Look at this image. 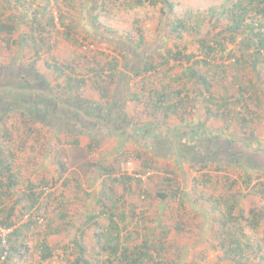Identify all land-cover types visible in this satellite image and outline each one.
I'll return each instance as SVG.
<instances>
[{
    "label": "trees",
    "instance_id": "16d2710c",
    "mask_svg": "<svg viewBox=\"0 0 264 264\" xmlns=\"http://www.w3.org/2000/svg\"><path fill=\"white\" fill-rule=\"evenodd\" d=\"M27 1L34 0L0 2V49L19 46L10 41L18 30L15 16L6 13L25 9ZM39 1L43 12L49 0ZM115 1L120 10L163 2L165 45L151 50L141 30L126 41L106 30L112 52L72 51L62 58L53 53L55 19L46 13V21L25 26L21 61L0 64V124L19 114L23 140L17 148L30 139L38 154L56 151L59 144L79 147L85 137L91 157L108 136L123 137L121 144H143L133 156L141 172L91 158L89 179H98L96 190L86 185L88 179L66 178L63 163L52 178L33 180L24 167L14 166L12 133L2 125L0 230L8 233L0 232V264L53 257L63 264H205V253L191 257L182 243L201 237L193 234L197 226L208 227L206 238L218 253L214 264H264V145L256 136L264 104V0H223L204 11L180 13L170 0ZM58 10L63 30L56 33L75 45V22L69 11ZM39 60L50 78L37 70ZM127 103L141 105L151 121L134 126ZM196 112L205 116L200 123L220 121L232 136L209 135L190 123L180 126L182 134L171 133L167 120L184 123ZM152 157L196 167L193 198L174 174L145 178L154 169ZM223 169L234 178L220 174ZM154 176L155 188L145 187ZM58 184L61 190L52 188ZM193 209L197 216L195 209H204L200 225L192 220L196 215L187 216ZM52 237L63 238L52 244Z\"/></svg>",
    "mask_w": 264,
    "mask_h": 264
},
{
    "label": "rangeland",
    "instance_id": "374dc122",
    "mask_svg": "<svg viewBox=\"0 0 264 264\" xmlns=\"http://www.w3.org/2000/svg\"><path fill=\"white\" fill-rule=\"evenodd\" d=\"M3 0H0V2ZM26 1V0H25ZM174 5V12L180 13L184 10H193V11H204L208 7L219 5L223 0H170ZM105 0H49L48 7L45 11L42 12L41 8L43 6V2L39 0H34L32 3L27 1L28 6L18 9H12L7 14H13L15 16V22L18 24L17 33L13 34L10 38V41L15 40L19 42V46H12V50L8 51L4 48L0 49V64H6L8 60H13L14 62L21 61L22 55H24V50L20 44L21 34L24 32L25 26L33 22L36 19L46 21L48 13L50 16L54 17L55 27L53 30L51 41L56 42L55 47L53 48V53L57 56H61L62 58L68 54L73 52H81L83 54L88 53L89 51H102V52H110L109 45H107V32L114 31L115 38H121L126 41L128 38H137L138 31L141 30L142 34L145 36L146 42H148L147 46H150L151 50H158V47L161 45H165V36L163 33V23L166 22V15L163 2H159L156 6L145 5L143 7L134 8L131 10H120L118 9L119 4L115 0H106V5L102 4ZM62 7L63 11L70 12V19L75 22V32L70 34V38L75 39V45H71L68 40L63 39V36L57 35V31H62V27L59 24V10L58 7ZM170 17V16H169ZM95 21H93V19ZM108 30V31H106ZM93 40V41H92ZM94 42V44L92 42ZM4 45V42L0 43ZM169 44V42H167ZM112 52V51H111ZM157 52V51H156ZM111 54V53H110ZM41 59L45 60L47 58V54L40 52ZM38 61L36 64L37 70L45 74L48 78L50 76L49 70L45 68L43 61ZM50 78V77H49ZM133 84V83H132ZM127 118L131 119L135 124L134 126H138L137 124H145L148 121H151L148 117V111L140 106H135L133 103H127ZM184 120V123H181L180 119L177 117H173L167 120V127H170V131L173 135L182 134L183 129L181 130L180 126H184L185 124L190 123L193 127L198 124L202 127L203 131L207 134L217 135L221 134L224 137L228 138L232 136V129L228 131H223V123L220 121H213L209 119L206 121L207 124H202L203 120L205 121V116L200 112L193 113L189 115V120ZM20 120V115L14 113L7 118L5 122H1L0 129L2 125H6L10 128V132L12 133V151L17 154V157L14 161V166L16 165L21 168H25L27 172L24 174L29 176L31 179H36L39 176H44L45 178H52L51 176H55L59 169L61 163L64 164V168L66 172L64 175L66 178L78 177L79 179H83L86 181L88 179V184L90 190H96L98 187V179H93L92 177L89 179L90 168L88 167V162L91 160L103 159L105 162H108L111 165H116L119 162H127L125 163L126 170H128L131 174L141 172V163L138 159L134 158V152L136 149H140L143 144H135L134 142L126 140L124 144H121L122 138L120 140V136L116 140L114 137L108 136L105 138L101 145L98 147V150L94 152L91 157L88 154L81 153L77 151L81 147H77V149L70 148L69 145L59 144L56 147V151L52 148V151L49 153L38 154V148L32 140H28L25 147L17 148L20 144V141L23 140L22 136H19L22 130V127L18 128L17 122ZM166 122V120H165ZM26 129V127H24ZM191 129V128H190ZM42 133L45 130H40ZM48 134V133H47ZM256 136L258 138L259 145H264V104L262 108H260V119L256 121ZM62 139V138H61ZM32 141V142H31ZM87 138L82 137L80 139V145H85L87 143ZM33 143V146H32ZM172 143V142H170ZM31 145V146H30ZM262 145V146H263ZM261 148V147H255ZM31 155H34V158H29ZM32 163H35L36 166L32 168ZM39 163L42 164L40 168H38ZM151 163L153 164L154 169L149 172H144L145 178L151 177L153 174L155 176L160 177L166 175L170 177L171 174H174V180L178 182L181 188L187 192L191 197L192 186V178L195 177L198 173H196V167L190 168L188 164L185 163H177L174 159L168 158H158L152 157ZM84 167H83V166ZM81 168L84 169L85 175H83ZM18 169V168H16ZM167 172V173H165ZM27 173V174H26ZM215 173V172H213ZM220 174H228L231 178H234L233 173H231L230 169L222 170ZM135 176H139L135 174ZM153 179L152 182H147L145 187H149L151 189L155 188V184L157 183L158 178ZM88 177V178H87ZM257 176L254 177L256 179ZM153 178V176L151 177ZM262 179V178H261ZM239 180V179H238ZM85 181L83 185H85ZM240 182V180H239ZM60 184L56 185V187H52L57 189L58 191L62 189ZM59 186V187H58ZM67 194V192H65ZM70 194V193H69ZM68 195V194H67ZM68 196L72 197V193ZM193 198V197H192ZM247 205L246 207H249ZM200 213L197 216L194 212L189 213L187 216L191 218L196 215L197 218L192 219L193 222L198 223L200 225L201 219H204L203 215L204 209H195ZM190 221V220H189ZM197 230L193 231L197 233L199 239L196 236H193L191 240H187L186 238L182 239L183 244H188L186 250L188 249V255L191 257H199L202 253L206 254L204 258L205 264H214L218 259V253L213 250L210 245L211 242L207 240V235L209 234L208 227L205 229L196 227ZM189 236V235H188ZM63 237L57 238L52 237L50 239L52 244H56L57 241L62 240ZM198 239L195 245H193V241ZM205 238L203 241L202 239ZM202 241V242H201ZM187 254V253H186ZM36 261V258L35 260ZM33 262V264H35ZM31 259H28L23 264H30ZM38 264H63L64 261L61 258L53 257L50 260L39 262Z\"/></svg>",
    "mask_w": 264,
    "mask_h": 264
},
{
    "label": "built area",
    "instance_id": "2783aa9c",
    "mask_svg": "<svg viewBox=\"0 0 264 264\" xmlns=\"http://www.w3.org/2000/svg\"><path fill=\"white\" fill-rule=\"evenodd\" d=\"M127 162H130V161H127ZM127 162H122L121 164H120V167H121V170L122 171H126V172H128V173H130L128 170H126V167H125V163H127ZM137 177H142V176H137ZM0 232H1V234L2 235H5V234H7L8 233V231L7 230H0Z\"/></svg>",
    "mask_w": 264,
    "mask_h": 264
},
{
    "label": "crops",
    "instance_id": "0c3cea01",
    "mask_svg": "<svg viewBox=\"0 0 264 264\" xmlns=\"http://www.w3.org/2000/svg\"><path fill=\"white\" fill-rule=\"evenodd\" d=\"M79 147H81L80 149H77V147H70V148H74V149H77V151H79V152H81V153H86V151H85V148H84V145L83 144H81ZM83 166V165H82ZM84 167V166H83ZM81 170H82V173H83V175H85V171H84V169L83 168H81ZM66 176H67V174H65ZM68 178H71V177H68ZM73 178V177H72ZM75 178V177H74Z\"/></svg>",
    "mask_w": 264,
    "mask_h": 264
}]
</instances>
